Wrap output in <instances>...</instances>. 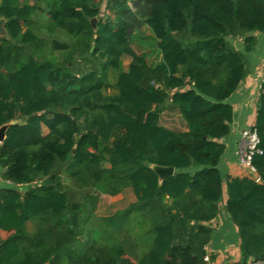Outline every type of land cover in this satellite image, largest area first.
Listing matches in <instances>:
<instances>
[{
  "label": "trees",
  "instance_id": "1",
  "mask_svg": "<svg viewBox=\"0 0 264 264\" xmlns=\"http://www.w3.org/2000/svg\"><path fill=\"white\" fill-rule=\"evenodd\" d=\"M104 1L0 3L7 32L0 38V128L12 124L0 145L7 183L0 188V234H8L0 236V264H206L209 224L225 194L240 237L237 264H264V78L253 126L260 153L251 161L259 181L224 178L219 168L235 117L228 100L248 76L244 54L228 39L246 36V53L255 50L264 0H131L134 8L111 0L114 18L103 21ZM35 17L44 20L38 27ZM142 26L156 40V65L132 48ZM45 40L61 61L29 52ZM124 56L131 63L111 93L109 73ZM85 57L96 64L73 74L71 65ZM168 106L186 121V132L161 124ZM69 160V176L101 195L132 190L136 204L115 224L129 244L81 245L88 218L81 219L83 205L70 201L55 172ZM154 166L175 174L160 180ZM40 179L48 180L38 185Z\"/></svg>",
  "mask_w": 264,
  "mask_h": 264
},
{
  "label": "rangeland",
  "instance_id": "2",
  "mask_svg": "<svg viewBox=\"0 0 264 264\" xmlns=\"http://www.w3.org/2000/svg\"><path fill=\"white\" fill-rule=\"evenodd\" d=\"M111 3V0H105L102 6L101 18L103 21L114 18V13L108 9V5ZM129 5L133 7V2L129 0ZM36 21V26L44 22L43 19L34 18ZM47 18H45V21ZM98 21H96L97 24ZM38 27V26H37ZM36 27V28H37ZM39 36L43 39L47 37L46 32L36 29ZM1 35L0 38H4ZM257 39V45L259 46V41L263 37L258 34H253ZM245 37L239 38H229L228 42L232 44L237 50L242 52L246 58L248 65V74L249 77L254 76V74L262 70V64L264 62V57L255 58L253 54H248L245 51L244 41ZM59 40L61 42H71V39L64 34L59 35ZM186 41H191L189 37L186 38ZM45 44L41 45L38 48H29V52L35 54L37 59L46 60V59H59L61 61V55L58 52H54L51 44L45 40ZM255 50H258L256 49ZM132 48L138 55H144L150 65H156L161 60V54L156 46V40L154 39L152 33L146 26L141 28H136L132 33ZM131 63V58L129 56H124L121 62V67L118 70H111L109 73V81L112 86L110 92H115V85L118 80L119 75L127 71ZM92 64H96L90 57H85L83 59L77 58L73 65H71V71L75 75H82L86 73ZM245 86L241 88V91H245ZM252 96L256 95V89L251 90ZM250 109H254L255 97L250 100ZM162 125L169 127L172 125V128L175 130L181 131L183 120L180 113L177 110H174L171 106H168L165 113L162 114ZM1 145V143H0ZM71 162L69 160L66 164L60 165L55 171L59 176L63 189L66 192L68 198L71 202L80 203L84 207L82 212L81 219L88 218V222L84 226L83 236L81 237V245H84L88 240L96 242L100 247L107 246L112 240L117 239L120 242H127L129 244V239H127V231L121 230L120 227L115 225L118 223L129 211H131L136 204V198L131 189H127L125 192L117 196H108L101 195L96 191H93L90 186L85 185L83 182L72 179L69 174L66 172L68 164ZM0 172L2 169L0 168ZM48 179H40L38 185L46 183ZM26 187H23L21 190H25ZM131 218L136 217L134 212L130 213ZM224 223V220L219 221V223H214L215 228L217 229ZM135 239H132L129 246L134 248L135 254L138 253L137 245Z\"/></svg>",
  "mask_w": 264,
  "mask_h": 264
},
{
  "label": "crops",
  "instance_id": "3",
  "mask_svg": "<svg viewBox=\"0 0 264 264\" xmlns=\"http://www.w3.org/2000/svg\"><path fill=\"white\" fill-rule=\"evenodd\" d=\"M3 1L4 0H0V3ZM15 2L18 6H22L25 0H15ZM255 34L261 35L263 38L258 42L259 46L258 48L256 47L258 50H254L250 54H253V57L255 58L264 57V34ZM261 67L262 70L256 72L254 76L249 77L248 74L246 80L242 83L237 93L228 100V103L234 107L235 117L234 122L231 125L230 135L223 140V143L226 145V152L221 160L219 168L224 178L227 176L239 178L257 177L256 172L242 165L239 158V151L241 148V132L249 127H253L256 122L257 103L261 90V84L264 78V62ZM243 86H245V91H241ZM253 88L257 90L255 96L250 95ZM253 97H255L254 109H250L249 102ZM173 109L176 110L175 108ZM182 120L183 124L181 131L175 130L172 128V125L165 127L175 132H186L188 130V125L183 118ZM2 173L3 170L0 172V188L7 186V183L2 179ZM226 200L227 196L225 194L224 202L220 205L218 218L209 224V226L214 229L213 238L207 247V252L211 258V264H237L241 259L239 248L240 237L236 226L232 223L226 211ZM221 218L224 220V223L216 229L214 223H219ZM0 236L2 238H6L8 234L1 233Z\"/></svg>",
  "mask_w": 264,
  "mask_h": 264
},
{
  "label": "built area",
  "instance_id": "4",
  "mask_svg": "<svg viewBox=\"0 0 264 264\" xmlns=\"http://www.w3.org/2000/svg\"><path fill=\"white\" fill-rule=\"evenodd\" d=\"M259 144V136L257 132L253 130V127H249L241 132V148L239 151V158L243 166L253 170L254 172L256 171L252 167L251 161L255 154L260 153ZM256 179L259 181L257 177ZM205 262L206 264H211L209 254L206 256Z\"/></svg>",
  "mask_w": 264,
  "mask_h": 264
},
{
  "label": "water",
  "instance_id": "5",
  "mask_svg": "<svg viewBox=\"0 0 264 264\" xmlns=\"http://www.w3.org/2000/svg\"><path fill=\"white\" fill-rule=\"evenodd\" d=\"M96 21H97V19L92 20L93 28L96 27ZM5 24H6V20L0 19V37H1V35H3L4 37L7 36ZM11 126H12V124H8V125H5L2 128H0V143L1 144L4 142V140L6 138V133ZM153 169L157 173V175L159 176L160 180H164L166 177H169V176H172L175 174V169L173 167L154 166Z\"/></svg>",
  "mask_w": 264,
  "mask_h": 264
}]
</instances>
